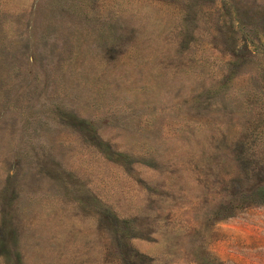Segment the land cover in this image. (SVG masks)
Instances as JSON below:
<instances>
[{
  "label": "rangeland",
  "instance_id": "obj_1",
  "mask_svg": "<svg viewBox=\"0 0 264 264\" xmlns=\"http://www.w3.org/2000/svg\"><path fill=\"white\" fill-rule=\"evenodd\" d=\"M264 0H0V264H264Z\"/></svg>",
  "mask_w": 264,
  "mask_h": 264
},
{
  "label": "trees",
  "instance_id": "obj_2",
  "mask_svg": "<svg viewBox=\"0 0 264 264\" xmlns=\"http://www.w3.org/2000/svg\"><path fill=\"white\" fill-rule=\"evenodd\" d=\"M250 197L257 203H264V184L257 186Z\"/></svg>",
  "mask_w": 264,
  "mask_h": 264
}]
</instances>
